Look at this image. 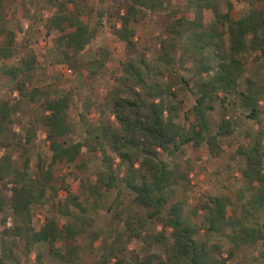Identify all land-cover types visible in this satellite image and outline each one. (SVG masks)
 Segmentation results:
<instances>
[{"label": "trees", "instance_id": "obj_1", "mask_svg": "<svg viewBox=\"0 0 264 264\" xmlns=\"http://www.w3.org/2000/svg\"><path fill=\"white\" fill-rule=\"evenodd\" d=\"M79 0H64L58 10L48 17V26L58 31L62 64L71 70L83 63L94 62L97 58L84 60V53L95 33V26L87 20L76 19L67 12L69 3ZM168 0H124L123 11L117 14V22L109 25L110 30L128 48L129 53L121 64L122 74L117 77L121 85L110 92L109 109L113 119L96 127V133L85 130L87 135L77 141H67L71 126L67 110L70 95L52 96L39 85H28L27 78L33 77V57L20 65H4L3 70L11 76L18 92V99L0 101V146L15 145L18 163L7 153L0 157V213L5 212L12 219L8 233L20 241L25 252L36 242L54 244L63 240L64 251L58 253L65 264H77L80 241L77 235L87 231L92 221L85 215L80 221L63 223L59 227L53 216L44 218L39 228L31 223V208L42 202L45 189L53 182V171L66 167L79 155L83 146L98 148L102 153L103 167L94 182L86 185L95 205L102 200V190L119 187L116 183L112 156L107 147L126 165L124 186L133 193L134 203L145 208L146 213L122 216L121 201L116 202L115 218L122 216L124 231L129 238L141 237V230L147 221L163 219L162 229L153 237H144L146 243L158 242L164 245L162 253H147L139 264H233L229 258L220 256L221 244L196 239L200 226L184 217V202L170 201L173 186L183 175L171 168L164 153L170 156L182 151L184 145L199 147L205 144L210 153L209 164L215 166L224 150L233 156L243 158L241 175L250 181L264 183V141L263 132L257 131L249 145L239 143L234 136V125L227 116L228 96L237 94L242 104L249 107L247 117L258 119L261 91L253 79H248L247 89L238 90V81L246 64V55L251 51L264 54V7L252 6L245 13L235 17L229 11H220L214 0H197L198 8L210 9L214 16L212 28L204 26L198 18L177 15V9ZM1 8V0H0ZM156 14L161 25L158 53L147 58L144 53L136 54L135 23L141 22L148 14ZM2 12L0 11V19ZM8 44L12 43V32L7 33ZM210 54L217 59L209 60ZM187 61H194L196 73L188 75ZM204 74V75H203ZM194 76H197L195 78ZM195 88L192 106L193 118L183 116L181 92ZM41 101L43 115L41 124L46 130L48 160L41 157L34 172L30 170V156L27 144L35 136L33 128L26 127L25 133L16 132L12 126L19 121L11 114L22 109V101ZM219 102L220 120L211 130L208 113ZM188 120L187 122L185 121ZM9 133V138L3 136ZM250 133L247 132V135ZM231 137L225 145L222 139ZM4 191L7 195H4ZM66 202L73 204L81 213L86 207L78 197L65 189ZM120 194V189L118 190ZM117 194V196H118ZM253 201L264 205V186H259ZM231 200L227 195H208L199 205L205 210V229L222 233L229 230L234 247L254 243L264 245L262 227L264 223L248 226L243 217L230 216L227 207ZM67 213V209L61 210ZM3 220H6L7 216ZM91 239H96L89 231ZM127 245L121 237L113 238L105 245L97 264H135L126 253ZM231 254V251H230ZM229 254V256H230ZM264 256V252H262ZM0 264H14L4 252L0 253Z\"/></svg>", "mask_w": 264, "mask_h": 264}, {"label": "rangeland", "instance_id": "obj_2", "mask_svg": "<svg viewBox=\"0 0 264 264\" xmlns=\"http://www.w3.org/2000/svg\"><path fill=\"white\" fill-rule=\"evenodd\" d=\"M64 0H1L2 12L0 19V101L14 102L18 99V92L11 76L3 68L4 65H20L24 60L33 57L34 76L27 78L28 85L45 87L50 95H70V104L67 110L70 132L65 135L67 141L83 139L87 133L85 130L96 133V127L113 119L110 114V92L118 85V78L122 74L121 64L126 60L130 50L110 30L109 25L117 22V14L123 11L124 0H79L68 4L67 12L76 19L87 20L95 26L94 36L84 53V60L94 62L83 63L78 69L71 70L60 61L61 41L58 39V31L48 26V17L58 10ZM167 3L177 9V15L185 14L187 17L198 18L204 26L212 28L214 16L210 9L198 8L197 0H168ZM220 11H229L237 17L249 10L252 6H263L264 0H214ZM136 54L144 53L147 58H154L159 49V41L162 36L161 25L156 14H148L144 20L135 23ZM12 32V43L7 42V33ZM216 57L210 54L211 63ZM187 74L196 73L194 61H187ZM204 75V74H203ZM195 78L197 76H194ZM198 79V77H197ZM248 79H253L259 87L258 119L249 118L246 114L249 107L242 104L240 96L230 94L228 96L227 116L233 123L234 136L239 143L249 145L257 131L263 132L264 141V54L259 51H251L246 55V64L238 81V90H246ZM195 88L183 90L182 116L187 113L193 118L192 106L194 104ZM41 99L36 103L22 101L21 111L11 114L12 118L19 121L12 128L18 133H25V128H33L35 136L27 144L30 156V170L36 169V163L41 157L48 160L50 151L47 147L46 130L41 124V116L44 111ZM219 102L208 113L211 130H215L220 120ZM187 122L188 120L185 119ZM247 132L250 134L247 135ZM7 132L3 136L9 138ZM234 142L231 137L222 139L226 146L228 142ZM106 151L112 156L113 168L116 175V183L119 187L103 189L102 200L95 205L92 195L86 185L94 182L98 171L103 167L102 153L98 148L83 146L76 159L66 167H57L53 171V182L45 189L42 202L34 203L31 208V223L34 228H39L45 217L53 216L59 227L63 223L80 221L85 215H89L92 221L87 226V231L77 235L80 241L77 264H97L106 244L113 238L120 236L126 243V253L134 260L135 264L144 259L147 253H162L164 245L158 242L146 243L144 237H153L162 229L163 219L160 217L147 221L141 230V237H131L124 231L122 216L127 214L146 213L145 208L134 203L133 193L124 186V172L126 165L107 147ZM233 150H224L219 157L218 164H209L210 153L205 144L199 147L184 145L182 151H176L170 156L164 153L161 157L167 159L171 168H177L176 172L183 175L173 186L170 201L184 202V217L197 223L200 228L196 239L218 242L221 244L220 256L229 258L233 264H264V245L258 240L254 243L243 244L234 247L229 238V230L222 233H213L205 228V210L199 205L207 199L208 195H227L231 203L227 207L230 216L243 217L248 226L264 223V205L253 201L259 186L264 183L250 181L241 175L243 158L233 156ZM5 153L18 163V152L15 145L10 147L0 146V157ZM78 197V201L85 207V213H81L73 204L66 202L65 189ZM120 189V194L118 190ZM118 194V196H117ZM4 195L7 192L4 191ZM123 211L122 216L114 217L117 210L116 202ZM67 209V213L61 210ZM6 213H0V253L4 252L7 258L14 264H65L58 253L64 251L63 240L58 239L54 244L40 241L36 242L27 253L24 251L22 241L8 233L12 225V219L8 224L3 220ZM8 215V214H7ZM6 215V216H7ZM10 217V216H7ZM7 219V218H6ZM82 221V220H81ZM264 234V227H262ZM89 231L96 234V239H91ZM150 237V238H151ZM231 251V254H230ZM230 254V256H229Z\"/></svg>", "mask_w": 264, "mask_h": 264}, {"label": "built area", "instance_id": "obj_3", "mask_svg": "<svg viewBox=\"0 0 264 264\" xmlns=\"http://www.w3.org/2000/svg\"><path fill=\"white\" fill-rule=\"evenodd\" d=\"M7 223L9 224L11 221H10V217H7L6 219Z\"/></svg>", "mask_w": 264, "mask_h": 264}]
</instances>
